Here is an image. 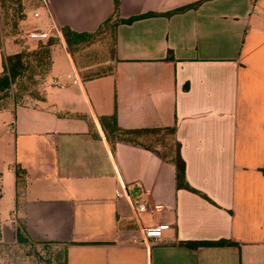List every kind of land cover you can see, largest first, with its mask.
I'll return each instance as SVG.
<instances>
[{"label":"crops","instance_id":"crops-1","mask_svg":"<svg viewBox=\"0 0 264 264\" xmlns=\"http://www.w3.org/2000/svg\"><path fill=\"white\" fill-rule=\"evenodd\" d=\"M115 10V0H43L38 21L21 20L24 43L7 48L0 29V74L6 57L56 41L34 95L0 111L2 241L22 222L32 241L64 246L68 264H264V0ZM143 14L155 15L116 28L112 71L85 80L62 29L94 34ZM113 116L122 130L175 128L187 182L208 199L178 189L162 148L107 136L101 119ZM124 187L132 198L141 188L148 209L136 216ZM160 224L171 229L146 240L142 229ZM219 241L232 245L189 246Z\"/></svg>","mask_w":264,"mask_h":264},{"label":"rangeland","instance_id":"rangeland-1","mask_svg":"<svg viewBox=\"0 0 264 264\" xmlns=\"http://www.w3.org/2000/svg\"><path fill=\"white\" fill-rule=\"evenodd\" d=\"M43 0H23L24 9L27 16L24 21H38L35 17L34 10L40 7ZM21 8L14 1L8 2L7 7L0 2V29L3 35V40L7 48L11 44V39H16L24 43L27 40V28L21 26ZM48 41V40H46ZM115 41V29L107 28L102 30L94 40L84 43L76 47L75 55L78 56L79 67L88 68L83 70L85 76L92 74H106L113 69V46ZM41 43H38V49L33 51H24L28 56L27 62L29 66L23 76L12 88L11 100L17 97L19 91L24 92L23 96H31L35 93V83L37 77L43 76L46 73V67L40 64V56L37 53H42ZM92 67V68H89ZM136 143L152 148H162L164 153L175 150V143L172 136L166 132L132 134L131 136H122ZM11 224L14 216L8 213L6 217ZM20 224H22L20 222ZM19 224V225H20ZM18 225V226H19ZM64 247L54 243H36L30 247L18 245L17 241H9V243L0 242V264H60L57 261L58 254L63 252Z\"/></svg>","mask_w":264,"mask_h":264},{"label":"trees","instance_id":"trees-1","mask_svg":"<svg viewBox=\"0 0 264 264\" xmlns=\"http://www.w3.org/2000/svg\"><path fill=\"white\" fill-rule=\"evenodd\" d=\"M16 1L19 4V7L21 8V20H23L25 18L24 15V5H23V0H0L1 3H3L4 7H7V3L8 2H14ZM42 3V2H41ZM201 4V2L198 3H194L176 10H173L167 14H165L166 16L170 17L173 16L175 14H179V13H183L186 12L190 9H195L197 8L199 5ZM115 15L118 14V10H119V0H115ZM155 14H143V15H139L136 17H132L129 19H119L117 18L115 21L113 20V18L108 19L105 23H103V25L99 28V30L97 32H95L94 34H81V33H76L74 31H72L69 28H63L62 29V33L63 36L66 40L67 46L71 52V54L74 56L75 51H76V47L80 46L84 43L90 42L92 40H94V38L97 36L98 33H100L102 30H105L107 28H112L115 29L120 25V24H127V25H131L134 22L138 21V20H142V19H146L149 17L154 16ZM56 41L55 39H51L47 41V44L45 45H41V48H43L42 53H37L36 51V55L40 56V60L41 63L43 62V59L46 60V65H47V59L50 58V49L53 45H55ZM27 55L23 52L20 54H16V55H12L9 57H6L4 59V71L3 73L0 74V111L7 109L9 107L10 104H12V88L15 86V84L17 83V81H19L21 78H23L29 63L27 62ZM169 59H173L172 55H169ZM80 68V67H79ZM82 71V70H81ZM112 71V70H111ZM110 71V72H111ZM108 73L100 75V74H92L89 76H85L84 73L82 72L83 78L85 80L87 79H93V78H99L102 76H106ZM24 92H20L17 94V97L14 98V101H19V100H23V98H25V96H23ZM101 123L103 125V127L105 128V132L107 133V136H109L110 138H112V140H123V141H127L136 145H141L147 148H152L146 145H143L141 143H136L133 142L131 140H128L126 138H122V136H131L132 134H142V133H156V132H161V131H166L168 132L172 138L173 141L175 143V150H171L168 153L166 152L165 155L167 156V158L169 160H171L175 166H176V181H177V187L178 189H185L188 190L190 192L193 193H197L202 195L200 192H198L197 190L193 189L189 183L187 182L186 179V163L183 160L181 154H180V144L177 142L176 138H175V133L176 130L175 128H166V129H154V130H147V129H143V130H122L119 128L118 124H117V119L115 116L113 117H106V118H102L101 119ZM154 149V148H152ZM17 178H18V182H22L20 180H22V176L24 174H22V172L20 170H17ZM204 198L208 199L205 195H202ZM2 198V189L0 187V199ZM22 223V222H21ZM3 236H2V228L0 225V242H2ZM16 241L18 243V245L23 246V247H30L36 244V242L32 241L28 234H27V229L24 223L20 224L17 228L16 231ZM232 245L229 241H219V242H205V243H190L189 246L191 248H198L199 246H230ZM64 247V246H63ZM57 261L60 264H68V259H67V250L64 247L63 252L61 254H58L57 256Z\"/></svg>","mask_w":264,"mask_h":264},{"label":"built area","instance_id":"built-area-1","mask_svg":"<svg viewBox=\"0 0 264 264\" xmlns=\"http://www.w3.org/2000/svg\"><path fill=\"white\" fill-rule=\"evenodd\" d=\"M46 33H33L30 35L31 39H44L47 38ZM125 194L126 197L130 200L131 207L133 209L134 214L137 216L139 212L145 211L149 207V201L144 193V191L136 187L135 197L132 198L129 194L126 193V188L124 187L122 192H118V196ZM171 229L168 224H160L154 227L143 228L142 233L146 240H153L155 242L160 241L163 237V234L166 230Z\"/></svg>","mask_w":264,"mask_h":264}]
</instances>
